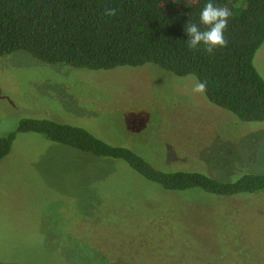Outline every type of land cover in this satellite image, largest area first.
<instances>
[{
    "label": "rangeland",
    "instance_id": "1",
    "mask_svg": "<svg viewBox=\"0 0 264 264\" xmlns=\"http://www.w3.org/2000/svg\"><path fill=\"white\" fill-rule=\"evenodd\" d=\"M253 64L264 79V41ZM193 77L152 64L91 71L24 51L0 57V137L15 134L0 161V262L264 264V192L166 191L122 160L15 132L22 120L48 119L162 171L223 182L264 174V122L193 93Z\"/></svg>",
    "mask_w": 264,
    "mask_h": 264
},
{
    "label": "trees",
    "instance_id": "2",
    "mask_svg": "<svg viewBox=\"0 0 264 264\" xmlns=\"http://www.w3.org/2000/svg\"><path fill=\"white\" fill-rule=\"evenodd\" d=\"M208 2L232 13L224 32L227 46L212 54L202 44L190 50L186 32L189 23L205 28L200 12ZM106 8L117 9L116 15L106 16ZM263 41L264 0H0V57L24 51L45 64L91 71L152 64L206 81L207 99L242 122H264V79L253 64ZM15 132L38 133L84 153L122 160L166 191L196 189L227 198L264 192V174L223 182L197 171H162L127 147L48 119L22 120ZM14 136L0 137V161ZM225 249L234 254L233 247Z\"/></svg>",
    "mask_w": 264,
    "mask_h": 264
},
{
    "label": "clouds",
    "instance_id": "3",
    "mask_svg": "<svg viewBox=\"0 0 264 264\" xmlns=\"http://www.w3.org/2000/svg\"><path fill=\"white\" fill-rule=\"evenodd\" d=\"M117 9L106 8V16H115ZM232 13L227 6L218 7L212 2H208L200 12V22L205 26L203 30L195 24L189 23L186 32L189 36L187 40L190 50H196L202 44L204 51L212 54L217 47L223 48L227 46L224 32L228 27V21ZM192 92L204 94L207 90V82L201 81L193 77Z\"/></svg>",
    "mask_w": 264,
    "mask_h": 264
}]
</instances>
